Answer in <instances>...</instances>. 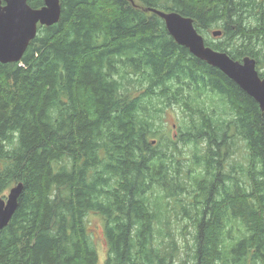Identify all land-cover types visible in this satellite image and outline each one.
I'll use <instances>...</instances> for the list:
<instances>
[{
  "label": "trees",
  "instance_id": "16d2710c",
  "mask_svg": "<svg viewBox=\"0 0 264 264\" xmlns=\"http://www.w3.org/2000/svg\"><path fill=\"white\" fill-rule=\"evenodd\" d=\"M149 7L221 29L206 46L264 76V0H61L59 23L0 63V197L24 185L0 264H99L94 216L106 264H264V111Z\"/></svg>",
  "mask_w": 264,
  "mask_h": 264
},
{
  "label": "water",
  "instance_id": "95a60500",
  "mask_svg": "<svg viewBox=\"0 0 264 264\" xmlns=\"http://www.w3.org/2000/svg\"><path fill=\"white\" fill-rule=\"evenodd\" d=\"M30 1L0 0V63L20 62L30 43L37 37L39 26L50 27L61 20V0H44V6L38 9L31 7ZM129 1L134 3V0ZM147 11L163 19L170 35L179 45L223 72L255 99L264 111V76H260L254 58L245 57L242 61H236L229 54L206 46L204 36L199 33L194 19L190 17L176 11L167 12L150 7ZM213 35L219 37L222 31H215ZM23 191L24 185L20 183L11 191L7 204L6 199L0 197V233L14 217Z\"/></svg>",
  "mask_w": 264,
  "mask_h": 264
},
{
  "label": "rangeland",
  "instance_id": "374dc122",
  "mask_svg": "<svg viewBox=\"0 0 264 264\" xmlns=\"http://www.w3.org/2000/svg\"><path fill=\"white\" fill-rule=\"evenodd\" d=\"M215 31H221V29H216V28L210 29V30L205 31L202 35L204 36L205 39L209 41H217L222 35L219 37H214L213 33ZM261 72H264V67L261 69ZM161 117L163 118L162 127L164 129V132L168 133L170 137H173L175 133L177 132V129H178L177 125L179 124V121L182 118L180 110L177 107L165 108V111L161 114ZM157 140H159V137L157 138ZM243 149H244V146H242V143L236 140V148H234V150L236 151L235 154L237 155L238 158H240L241 155L243 154ZM193 153H194L193 148L191 149V148H188L187 146L185 147L183 157H188L190 159L193 156ZM239 170H240L239 171L240 176L242 177L243 174L241 173V167ZM8 194H9V191L7 192L6 196L3 198L6 199ZM184 219L185 218H182L181 220H178V221L175 220V222H177L176 225L181 226V227L188 225L187 228H188V233H189L190 231H192L193 228L191 226L190 221L184 220ZM89 220H91L93 227L95 228L94 234L96 235L95 239L97 242L96 245H97L99 259H100L99 264H106V260L108 258V245H107L106 238L104 235L103 220L98 216L91 217ZM173 229H176V228L174 227ZM178 233H180V231H178ZM186 236H187L186 240H189V238L191 239L190 234L189 235L186 234ZM191 245L192 244L190 243V247ZM183 259L184 261L182 263L191 264L190 258H188L187 256H184Z\"/></svg>",
  "mask_w": 264,
  "mask_h": 264
},
{
  "label": "bare ground",
  "instance_id": "6f19581e",
  "mask_svg": "<svg viewBox=\"0 0 264 264\" xmlns=\"http://www.w3.org/2000/svg\"><path fill=\"white\" fill-rule=\"evenodd\" d=\"M55 42V41H54ZM261 109V108H260ZM60 139V138H59ZM20 184V183H19ZM19 184H17V185H15L14 187H12L10 190H9V194H8V196H7V198H6V200H5V202H6V204L8 203V201H9V198H10V194H11V191L14 189V188H16Z\"/></svg>",
  "mask_w": 264,
  "mask_h": 264
},
{
  "label": "clouds",
  "instance_id": "9594fccd",
  "mask_svg": "<svg viewBox=\"0 0 264 264\" xmlns=\"http://www.w3.org/2000/svg\"><path fill=\"white\" fill-rule=\"evenodd\" d=\"M260 74V73H259Z\"/></svg>",
  "mask_w": 264,
  "mask_h": 264
}]
</instances>
